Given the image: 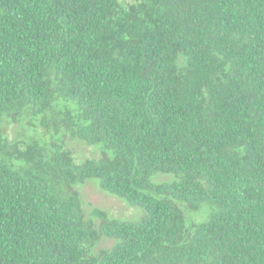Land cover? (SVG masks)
Instances as JSON below:
<instances>
[{
    "label": "trees",
    "instance_id": "trees-1",
    "mask_svg": "<svg viewBox=\"0 0 264 264\" xmlns=\"http://www.w3.org/2000/svg\"><path fill=\"white\" fill-rule=\"evenodd\" d=\"M0 264H264V0H0Z\"/></svg>",
    "mask_w": 264,
    "mask_h": 264
},
{
    "label": "rangeland",
    "instance_id": "rangeland-1",
    "mask_svg": "<svg viewBox=\"0 0 264 264\" xmlns=\"http://www.w3.org/2000/svg\"><path fill=\"white\" fill-rule=\"evenodd\" d=\"M136 0H119L120 3L126 6L134 3ZM37 128L42 129V125L35 121ZM51 131L54 133V128ZM26 135L33 136L34 132L31 126L26 123H19L13 126L10 133L11 138L16 140H24ZM61 138V136H60ZM67 146L73 151L75 157L78 161L95 155V149L88 146L85 143L79 141H67ZM174 177L171 175H158L156 181L162 180L163 182L170 181ZM82 198L86 204L87 210H92L93 208H99L107 211L113 218L122 220H136L140 217L139 208L131 207L124 200L104 193L98 186L97 182H89L80 188ZM198 219H204L201 215ZM115 241L112 239H104L101 244L102 248H111Z\"/></svg>",
    "mask_w": 264,
    "mask_h": 264
}]
</instances>
